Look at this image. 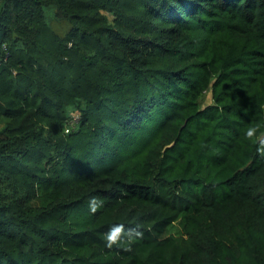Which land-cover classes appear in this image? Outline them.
<instances>
[{"label": "trees", "instance_id": "1", "mask_svg": "<svg viewBox=\"0 0 264 264\" xmlns=\"http://www.w3.org/2000/svg\"><path fill=\"white\" fill-rule=\"evenodd\" d=\"M0 264H264V0H0Z\"/></svg>", "mask_w": 264, "mask_h": 264}, {"label": "rangeland", "instance_id": "2", "mask_svg": "<svg viewBox=\"0 0 264 264\" xmlns=\"http://www.w3.org/2000/svg\"><path fill=\"white\" fill-rule=\"evenodd\" d=\"M104 12L108 15L109 19H111V20L114 19V15L112 13H110L106 10ZM205 101H206L205 103H208V102L212 103L213 102V98H212L211 93H209V95L207 96ZM75 117H77V116H75Z\"/></svg>", "mask_w": 264, "mask_h": 264}, {"label": "clouds", "instance_id": "3", "mask_svg": "<svg viewBox=\"0 0 264 264\" xmlns=\"http://www.w3.org/2000/svg\"><path fill=\"white\" fill-rule=\"evenodd\" d=\"M249 134H251V133H249ZM93 211H95V209L93 208ZM109 239L111 240L112 238L111 237H109Z\"/></svg>", "mask_w": 264, "mask_h": 264}]
</instances>
